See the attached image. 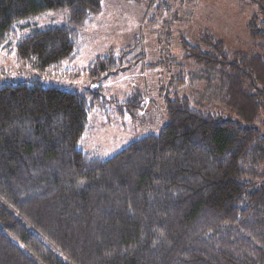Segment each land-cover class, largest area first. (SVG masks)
<instances>
[{
  "label": "trees",
  "instance_id": "16d2710c",
  "mask_svg": "<svg viewBox=\"0 0 264 264\" xmlns=\"http://www.w3.org/2000/svg\"><path fill=\"white\" fill-rule=\"evenodd\" d=\"M250 2V50L228 52L207 29L199 44L180 38L183 60L201 81L215 79L205 97L218 98L225 115L166 95L159 132L108 158L77 144L89 112L108 103L98 84L141 60L130 58L133 46L96 57L84 71L91 87L79 92L0 84V264H264V133L255 126L264 0ZM61 11L67 23L33 29L15 51L37 72L71 63L101 0H0V46L17 21ZM143 98L131 93L117 113L136 120Z\"/></svg>",
  "mask_w": 264,
  "mask_h": 264
},
{
  "label": "rangeland",
  "instance_id": "374dc122",
  "mask_svg": "<svg viewBox=\"0 0 264 264\" xmlns=\"http://www.w3.org/2000/svg\"><path fill=\"white\" fill-rule=\"evenodd\" d=\"M157 6L168 9L158 10ZM256 10L250 0H101V11L80 31L74 60L42 72L17 60L16 43L35 28L67 23L68 12L27 17L14 23L13 32L0 46V84L38 80L79 92L91 87L84 71L96 57L108 50L133 46L130 58L141 55V60L98 84L108 103L89 112L86 131L77 144L79 150L108 158L129 143L159 132L166 122V95L185 96L195 108L225 115L227 111L218 98L208 101L205 97L206 82L212 86L215 79L208 74L201 81L195 73L198 69L183 60L180 38L199 44V32L207 29L224 43L228 52L248 51L252 42L245 25ZM179 64L184 68L178 69ZM179 71L183 72L184 84L174 82ZM134 92L144 97L136 120L128 114H118L116 106ZM255 126L264 133V111Z\"/></svg>",
  "mask_w": 264,
  "mask_h": 264
}]
</instances>
